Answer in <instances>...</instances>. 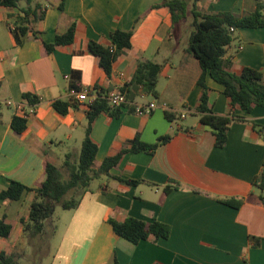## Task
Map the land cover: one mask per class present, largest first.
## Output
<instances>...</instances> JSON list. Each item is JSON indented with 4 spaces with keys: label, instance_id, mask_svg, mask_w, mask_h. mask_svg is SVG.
Returning a JSON list of instances; mask_svg holds the SVG:
<instances>
[{
    "label": "crops",
    "instance_id": "obj_1",
    "mask_svg": "<svg viewBox=\"0 0 264 264\" xmlns=\"http://www.w3.org/2000/svg\"><path fill=\"white\" fill-rule=\"evenodd\" d=\"M36 1L44 18L20 42L14 34L19 11L0 7V194L11 181L31 189L18 201L0 199V219L5 217L13 227L8 239L0 238V254H26L21 220L28 218L35 189L46 178L45 163L61 167L67 154L79 155L89 101L70 107L65 115L53 107L55 101L71 100L73 75H80L81 89L106 98L129 84L139 63L146 61L162 67L158 98L133 89L118 117L98 116L91 129L98 145L96 164L129 150L136 138L146 145L170 139L153 154L127 153L110 171L137 185L107 177L98 186L92 183L79 207L66 212L49 264H264V108L251 113L232 109L224 88L207 75L213 113L241 118L230 125L226 144L218 148L197 110L202 94L199 61L188 45H180L182 32L173 28L161 0ZM200 6L210 14L245 16L256 10L257 1L201 0ZM72 26L73 42L48 53L44 44H54ZM115 31L132 33L131 48L121 52L108 76L88 45L110 47ZM236 33L226 55L234 73L244 67L264 73V29ZM24 94L39 103L29 105ZM152 102L157 108L151 114H137L136 105ZM19 112L27 115L21 134L12 128L14 117L22 116ZM229 200L238 206L226 204ZM127 218L163 223L170 236L133 244L116 236L109 224Z\"/></svg>",
    "mask_w": 264,
    "mask_h": 264
},
{
    "label": "trees",
    "instance_id": "obj_2",
    "mask_svg": "<svg viewBox=\"0 0 264 264\" xmlns=\"http://www.w3.org/2000/svg\"><path fill=\"white\" fill-rule=\"evenodd\" d=\"M161 6L169 9L172 17V26L175 30L190 31L187 51L193 54L199 61L202 75L199 85L202 87L200 104L197 108L200 113V123L209 129L215 136V145L224 147L227 141V133L230 125L235 121H241L238 116H216L209 105L208 88L205 83L209 75L216 83L224 88L225 96L230 100L232 109H239L244 113H251L257 107L264 108V73L249 67H244L238 74L233 71V62L227 57V48L234 41L235 31L238 29H264V6L257 1L256 10L245 16H237L231 12L210 14L200 6L201 0H161ZM0 7L16 9L19 14L14 19V34L18 42L20 37L33 33L32 24L41 21L45 12L42 5L36 0H0ZM75 27L72 26L64 35L57 36L52 45L44 44L48 53L56 47L69 45L74 39ZM131 32L115 31L111 34V46L104 47L95 42L88 45L89 52L98 60L99 67L111 76L112 67L122 51L131 48ZM162 67L152 62H140L132 81L124 86L120 92L130 99L133 89L141 91L143 95L157 99V85ZM80 75L75 73L70 81L69 89L80 90ZM24 100L29 105H37L39 99L30 94H24ZM77 103L72 99L63 102L55 101L54 109L61 115H65L70 107H76ZM88 126L79 155L67 154L61 167L46 162V178L35 189L36 196L30 205L29 216L22 219L23 233L27 246L31 247L32 255L47 256L49 253L48 239L55 228L47 227L57 208L64 211L75 210L79 207L83 195L89 191L92 183L102 177L117 179L129 186L138 182L123 181L110 174V171L118 165L124 155L129 152H145L153 154L158 147L166 143L170 137L162 138L156 145H146L139 138L131 141L130 149L122 150L117 156L106 158L97 166L96 156L98 145L91 138V129L94 121L102 113L118 117L121 110L110 106L107 97L98 98L87 105ZM169 120L172 116L166 115ZM26 119L20 115L14 117L12 128L21 134L26 129ZM264 135V129H261ZM264 137V136H263ZM262 188V186H260ZM31 189L11 181L8 189L0 194V199L18 201L25 192ZM170 188H165L166 193ZM226 204L238 206L234 200L226 201ZM109 224L116 236L122 237L133 244L147 240L151 236L156 240L167 239L170 236L169 226L158 221L147 224L134 218H127L123 222L110 220ZM13 227L6 218L0 219V238L8 239ZM258 241L255 240V243ZM27 255L0 254V264H23ZM36 264V263H35ZM114 264H119L116 260Z\"/></svg>",
    "mask_w": 264,
    "mask_h": 264
},
{
    "label": "rangeland",
    "instance_id": "obj_3",
    "mask_svg": "<svg viewBox=\"0 0 264 264\" xmlns=\"http://www.w3.org/2000/svg\"><path fill=\"white\" fill-rule=\"evenodd\" d=\"M189 34L190 31L186 28L184 32H182V34L179 36L180 37V45L184 46V45H188L189 43ZM238 36V33L234 34V39H236V37ZM77 153H80V149H77ZM101 183V180H97L93 182V186H98ZM67 211H64L61 208H57L53 217L51 218V220H49L47 222V227L49 226H53L55 228L53 234H51V236L48 239V244H49V253L47 256L43 257V256H37V257H32V258H28L32 255V249L31 247H27L26 250V255L27 257L23 259V264H49L50 260H51V253L53 251V248L55 247V245L57 244V238L58 236H60V234L62 233V230L65 227V220L67 218ZM50 250H52L50 252Z\"/></svg>",
    "mask_w": 264,
    "mask_h": 264
},
{
    "label": "built area",
    "instance_id": "obj_4",
    "mask_svg": "<svg viewBox=\"0 0 264 264\" xmlns=\"http://www.w3.org/2000/svg\"><path fill=\"white\" fill-rule=\"evenodd\" d=\"M68 94L70 96V98L76 102L77 104H83L87 101H89L87 104L90 105L92 104L97 98L98 95L90 90L87 89H80V90H74L71 89L68 91ZM107 100L110 104V106L114 109H119V110H123L125 109L128 101L127 98L125 96V94H123L120 91H112L109 93V95L107 96ZM157 108V104L155 102H152L150 104H148L147 106H140V105H136V112L139 115H149L151 114L155 109ZM24 118L27 117L26 114L19 112Z\"/></svg>",
    "mask_w": 264,
    "mask_h": 264
}]
</instances>
